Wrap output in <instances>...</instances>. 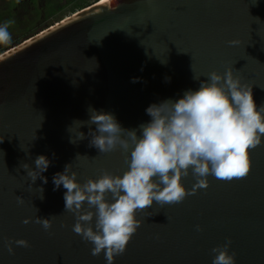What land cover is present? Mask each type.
Wrapping results in <instances>:
<instances>
[{"label": "water", "instance_id": "water-1", "mask_svg": "<svg viewBox=\"0 0 264 264\" xmlns=\"http://www.w3.org/2000/svg\"><path fill=\"white\" fill-rule=\"evenodd\" d=\"M100 1L0 54V264H107L104 253L93 256V245L73 232L67 190L53 183L69 163L81 184L105 170H128L130 152L100 154L89 147L90 137L79 141L89 126L73 122L87 121L89 107L139 135L151 121L149 106L177 101L199 90L207 73L229 67L264 106V0ZM40 155L51 161L42 174L47 183L33 184L21 166L34 170ZM249 157L244 178L209 175V187L181 203L138 211L140 226L114 264H212L211 250L228 240L235 264H264V138ZM181 183L191 191V170ZM37 215L56 216L52 228L36 223ZM21 239L30 246L13 243L10 254L9 241Z\"/></svg>", "mask_w": 264, "mask_h": 264}, {"label": "clouds", "instance_id": "clouds-1", "mask_svg": "<svg viewBox=\"0 0 264 264\" xmlns=\"http://www.w3.org/2000/svg\"><path fill=\"white\" fill-rule=\"evenodd\" d=\"M8 27L7 23L0 25V44L11 39ZM116 30L125 31H112ZM230 43L235 45L239 41ZM44 75L45 72L39 78ZM206 78L200 81L199 90H188L177 101L169 99L149 106L146 113L151 121L139 126V135L137 130L122 128L113 114L101 113L91 107L87 121L73 122L89 126L87 137L80 131L79 141L90 137L89 147H95L100 154L118 148L124 153L130 152L126 157L128 170L122 175L105 170L98 178H89L81 184L78 173L69 163L63 172L53 177L56 189L63 185L67 190L65 211L76 217L73 232L93 245V256L104 253L107 264H114V258L126 251L140 226L137 212L150 208L154 202L161 206L181 203L186 196L207 189L209 175L231 181L249 174V150L260 145L264 138V106L256 105L252 87L234 75L233 67L223 74L218 71L207 73ZM166 80L170 81V78ZM133 82H137V78ZM92 125L96 126L95 130ZM70 142L77 143L72 137ZM79 157L81 155L77 154L76 159ZM34 163V170L27 163L21 167L33 184L37 179L46 184L47 178L42 174L48 170L51 161L40 155ZM189 170L196 178L191 191L181 183ZM40 189L39 198L43 199L44 189ZM18 201L23 203V197L18 196ZM51 217L37 215L35 222L49 230L56 216ZM29 222L30 219L24 221L25 224ZM197 231H202L199 225ZM13 243L30 246L23 239L9 241L10 254H14ZM231 243L228 240L211 250L212 264H235L236 254H229Z\"/></svg>", "mask_w": 264, "mask_h": 264}, {"label": "flooded vegetation", "instance_id": "flooded-vegetation-1", "mask_svg": "<svg viewBox=\"0 0 264 264\" xmlns=\"http://www.w3.org/2000/svg\"><path fill=\"white\" fill-rule=\"evenodd\" d=\"M88 3L87 0H16L14 5H11L10 0H0V25L7 23L12 37L13 34L30 30L31 21L34 19V16L29 17L27 21L21 23L15 18L19 10L26 14L31 6H34L37 13L35 16L47 21L56 18L67 8H70V11L78 10L79 6H85Z\"/></svg>", "mask_w": 264, "mask_h": 264}, {"label": "rangeland", "instance_id": "rangeland-1", "mask_svg": "<svg viewBox=\"0 0 264 264\" xmlns=\"http://www.w3.org/2000/svg\"><path fill=\"white\" fill-rule=\"evenodd\" d=\"M87 1L89 2L88 4L91 5V4L98 3L99 0H97V1L96 0H87ZM10 2H11V5H14L16 0H10ZM77 11L78 10H76V12ZM73 13H75V12H73L72 10L70 11V8H67L64 11H62L60 14H58V16L56 18L45 21V20H40L39 16H35V15H37V13H36L34 6H31V8L29 9V11H27L26 14H23V12L22 11L20 12V10H19V13H16L15 18L18 21H20L21 23H23V22L27 21V19L29 17L34 16V19L31 21V24H33L32 25L33 27L30 25V27H29L30 30L23 32V33L13 34L9 42L0 44V54H2L4 51L8 50L9 48H12L13 46L18 45L19 43H21L25 39L37 34L41 30H44L47 27L58 23L59 21H61V19H64L66 17L71 16Z\"/></svg>", "mask_w": 264, "mask_h": 264}, {"label": "trees", "instance_id": "trees-1", "mask_svg": "<svg viewBox=\"0 0 264 264\" xmlns=\"http://www.w3.org/2000/svg\"><path fill=\"white\" fill-rule=\"evenodd\" d=\"M97 1V0H96ZM86 6H89V4H87V5H85V6H79L78 7V10H81V9H83V8H85ZM73 12H76V9H74L73 10ZM33 24H31V26H32ZM33 27V26H32Z\"/></svg>", "mask_w": 264, "mask_h": 264}, {"label": "bare ground", "instance_id": "bare-ground-1", "mask_svg": "<svg viewBox=\"0 0 264 264\" xmlns=\"http://www.w3.org/2000/svg\"><path fill=\"white\" fill-rule=\"evenodd\" d=\"M108 0H102V1H100V3H105V2H107Z\"/></svg>", "mask_w": 264, "mask_h": 264}]
</instances>
